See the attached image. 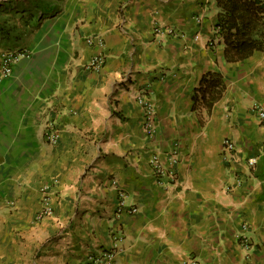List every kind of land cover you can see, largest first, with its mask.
I'll return each instance as SVG.
<instances>
[{"label": "crops", "instance_id": "crops-1", "mask_svg": "<svg viewBox=\"0 0 264 264\" xmlns=\"http://www.w3.org/2000/svg\"><path fill=\"white\" fill-rule=\"evenodd\" d=\"M33 1L36 24L0 46L30 53L0 80V264H86L112 246V230L122 235L114 264H264V126L252 110L264 104V50L227 60L215 0ZM155 22L179 35L161 39ZM92 35L104 39L98 72L83 69L99 52ZM208 73L225 85L211 111L196 105ZM139 91L157 108L151 139ZM175 140L176 177L158 178L145 151L168 163ZM46 182L54 213L38 221ZM120 190L137 213L116 218Z\"/></svg>", "mask_w": 264, "mask_h": 264}, {"label": "built area", "instance_id": "built-area-1", "mask_svg": "<svg viewBox=\"0 0 264 264\" xmlns=\"http://www.w3.org/2000/svg\"><path fill=\"white\" fill-rule=\"evenodd\" d=\"M201 21V19H199ZM153 31L161 39H166L171 36H178L177 30L171 27L162 26L160 23L155 22L153 25ZM87 42L90 45H97L99 47V52L96 53L91 59H89L84 65L83 69L86 72H98L100 71L106 63V55L104 53V39L100 35H92L87 37ZM212 42L210 45H213ZM1 69H0V80L9 76L13 72V68L18 60L22 58H28L30 53L26 50H14L7 49L1 52ZM135 100L142 109L144 118V131L148 139H151L156 133V120H157V108L155 101L151 96L150 91H139L135 93ZM252 110L257 113L261 124L264 126V104L259 102H254L252 104ZM45 137L48 143L56 144L60 138V130L56 126L55 122H49ZM181 143L179 140H175L171 149L168 153V163H165L161 159L159 152L152 148H147L145 151L147 161L151 166L154 174L159 177H170L175 179L176 177V165L178 163V156L181 150ZM236 145L234 141L225 137L221 145V158L227 163L231 164L235 159ZM257 163L255 157L248 159V166L254 167ZM51 183L46 182L40 189L41 195V208L36 214V220L40 221L45 217H49L54 213L53 206L51 204L50 187ZM138 206L129 203L128 195L124 190L119 191L118 206L116 209V218H119L123 213L135 214L137 213ZM244 229H248L247 225H244ZM118 232V231H117ZM117 232L112 230V246L100 250L98 253L91 255L86 264H114L115 258L119 250V243L122 241V235L117 234ZM244 247L248 248L250 245L249 239L244 238L242 240ZM186 264H204L196 258H192Z\"/></svg>", "mask_w": 264, "mask_h": 264}, {"label": "trees", "instance_id": "trees-1", "mask_svg": "<svg viewBox=\"0 0 264 264\" xmlns=\"http://www.w3.org/2000/svg\"><path fill=\"white\" fill-rule=\"evenodd\" d=\"M219 8L216 33L226 45L228 61H239L264 50V0H215ZM10 34V32H5ZM220 74L208 73L201 81L196 105L211 111L224 91Z\"/></svg>", "mask_w": 264, "mask_h": 264}, {"label": "rangeland", "instance_id": "rangeland-1", "mask_svg": "<svg viewBox=\"0 0 264 264\" xmlns=\"http://www.w3.org/2000/svg\"><path fill=\"white\" fill-rule=\"evenodd\" d=\"M12 1L14 0H0V46L7 44L4 48L16 45L19 36L36 24L32 16L36 10L33 0H31L32 4L27 7L18 3L13 4ZM5 32H10V34H5ZM11 43L13 45H10Z\"/></svg>", "mask_w": 264, "mask_h": 264}]
</instances>
